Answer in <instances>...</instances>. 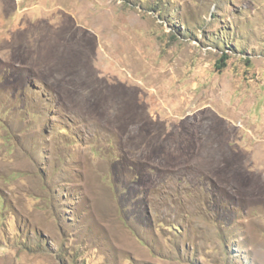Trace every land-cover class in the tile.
Segmentation results:
<instances>
[{"label":"rangeland","instance_id":"rangeland-1","mask_svg":"<svg viewBox=\"0 0 264 264\" xmlns=\"http://www.w3.org/2000/svg\"><path fill=\"white\" fill-rule=\"evenodd\" d=\"M0 264H264V0H0Z\"/></svg>","mask_w":264,"mask_h":264},{"label":"trees","instance_id":"trees-1","mask_svg":"<svg viewBox=\"0 0 264 264\" xmlns=\"http://www.w3.org/2000/svg\"><path fill=\"white\" fill-rule=\"evenodd\" d=\"M226 60H227V55L225 54V55L222 56V58L220 60L217 61L216 65H215L216 69L222 70L225 67V65H226ZM98 153H100V152H98ZM122 221H123V224L126 225V222H125L124 218H122ZM132 232H133V234L135 236H137L136 232H134V231H132Z\"/></svg>","mask_w":264,"mask_h":264},{"label":"bare ground","instance_id":"bare-ground-1","mask_svg":"<svg viewBox=\"0 0 264 264\" xmlns=\"http://www.w3.org/2000/svg\"><path fill=\"white\" fill-rule=\"evenodd\" d=\"M207 118V117H206ZM208 124V123H207ZM211 124V123H210ZM215 125V124H214ZM207 128V127H206Z\"/></svg>","mask_w":264,"mask_h":264}]
</instances>
